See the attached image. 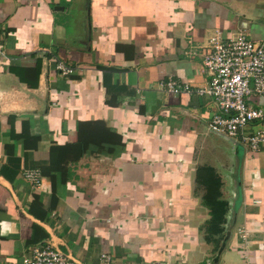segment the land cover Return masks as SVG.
I'll return each mask as SVG.
<instances>
[{"label": "crops", "instance_id": "obj_1", "mask_svg": "<svg viewBox=\"0 0 264 264\" xmlns=\"http://www.w3.org/2000/svg\"><path fill=\"white\" fill-rule=\"evenodd\" d=\"M240 32L264 41V0H0V264L45 243L80 264H264V147L211 131V97L161 90L206 85L200 52Z\"/></svg>", "mask_w": 264, "mask_h": 264}, {"label": "built area", "instance_id": "obj_2", "mask_svg": "<svg viewBox=\"0 0 264 264\" xmlns=\"http://www.w3.org/2000/svg\"><path fill=\"white\" fill-rule=\"evenodd\" d=\"M199 55L209 76L206 85L194 88L170 78L162 82L161 90L174 95L187 92L211 97L217 112L209 121V129L237 139L251 151H260L264 147V128L256 131L247 128L257 120H264L263 108L255 107L249 101L254 95L264 98V41L250 39L245 32L229 38L216 34ZM56 70L62 76H69L74 68L56 61ZM23 174L33 185H39L43 179L39 169H26ZM239 233L246 239L248 230L240 228ZM103 259L109 264L110 256L103 255ZM23 264L80 263L45 243L34 246ZM149 264L185 263L152 261Z\"/></svg>", "mask_w": 264, "mask_h": 264}, {"label": "trees", "instance_id": "obj_3", "mask_svg": "<svg viewBox=\"0 0 264 264\" xmlns=\"http://www.w3.org/2000/svg\"><path fill=\"white\" fill-rule=\"evenodd\" d=\"M78 146L82 148V144L78 143ZM74 157V156H73ZM80 155H77L75 160L78 159ZM205 187L206 203L211 207L213 212V221L211 224V230L214 233H220V225L225 222V214L227 212V202L221 199V194L219 188L221 187L220 178L217 175H214V180Z\"/></svg>", "mask_w": 264, "mask_h": 264}]
</instances>
